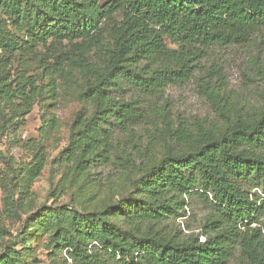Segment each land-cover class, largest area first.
Instances as JSON below:
<instances>
[{
    "label": "trees",
    "instance_id": "obj_1",
    "mask_svg": "<svg viewBox=\"0 0 264 264\" xmlns=\"http://www.w3.org/2000/svg\"><path fill=\"white\" fill-rule=\"evenodd\" d=\"M257 37L264 44V0H0V161L5 133L25 125L42 94L54 99L59 81L71 87L80 78V98L94 113L77 116L62 162L86 179L103 164L136 177L130 197L113 206L38 207L31 186L45 168L39 148L15 174L18 201L2 181L7 212L22 211L27 232L48 235L72 264H227L236 251L264 264V111L231 116L214 66L199 81L219 125L194 128L167 114L150 121L142 102L122 95L155 97L194 78L211 50ZM32 64L41 72L32 74ZM137 127L146 142L133 141ZM195 198L207 214L200 233L184 235L170 222ZM19 243L0 218V264H26L29 248Z\"/></svg>",
    "mask_w": 264,
    "mask_h": 264
},
{
    "label": "rangeland",
    "instance_id": "obj_2",
    "mask_svg": "<svg viewBox=\"0 0 264 264\" xmlns=\"http://www.w3.org/2000/svg\"><path fill=\"white\" fill-rule=\"evenodd\" d=\"M35 66H30L32 74L41 72ZM212 66L221 70L220 85L223 84L230 97L231 116L255 115L264 111V44L259 37L243 46L211 50L202 61L203 69L196 72L194 78L171 84L155 97L142 96L135 90L122 92V95L142 102L147 107L150 121L153 118L160 121L167 114L174 122L184 120L194 128L198 125H219L222 119L199 81ZM48 81L44 77L41 83L46 87ZM59 83L61 87L57 96L53 99L47 91L44 92L34 105L32 113L26 117L25 125L16 133H5L1 147L4 159L0 161V218L8 239L14 242L17 237L19 249L24 245L29 248V252L24 253L26 264H72V261L66 260V252L51 250L48 235L27 232L24 228L27 217L22 211L12 215L5 209L8 192L2 181L8 183V191H12L13 197L18 201L21 179L15 174L32 162L39 148L45 153V168L31 186L32 197L38 207L68 204L81 211L89 206L91 209L113 206L130 197L131 180L136 178L118 175L112 164L93 167L91 176L87 179L70 173L67 165L62 162L61 154L70 144L77 116L90 117L94 110L80 98L85 89L80 78L71 87L65 86L62 81ZM135 131L137 136L133 141L139 143L142 139V142H146L143 127H137ZM124 139L127 137H123ZM10 164L13 165V170ZM254 193L262 197L258 189H252V194ZM206 214L201 200L195 198L190 201L186 216L171 221L170 226L184 235L198 234ZM204 240L205 237L202 236L200 241ZM227 264L249 263L243 261L240 252L236 251Z\"/></svg>",
    "mask_w": 264,
    "mask_h": 264
}]
</instances>
